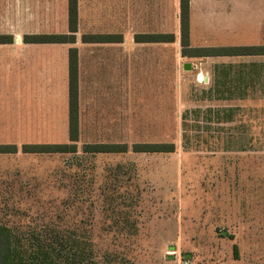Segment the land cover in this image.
Instances as JSON below:
<instances>
[{
  "label": "rangeland",
  "instance_id": "374dc122",
  "mask_svg": "<svg viewBox=\"0 0 264 264\" xmlns=\"http://www.w3.org/2000/svg\"><path fill=\"white\" fill-rule=\"evenodd\" d=\"M258 15L262 26L224 41L264 44ZM180 44L160 61L137 56L112 91L81 77L76 152L22 151L71 142L68 83L53 101L24 92L20 113L17 93H0V143L17 146L0 153V224L19 251L40 259L41 241L40 264H264V54L181 57ZM136 142L175 150L136 152Z\"/></svg>",
  "mask_w": 264,
  "mask_h": 264
},
{
  "label": "crops",
  "instance_id": "0c3cea01",
  "mask_svg": "<svg viewBox=\"0 0 264 264\" xmlns=\"http://www.w3.org/2000/svg\"><path fill=\"white\" fill-rule=\"evenodd\" d=\"M189 2L191 47L230 46L224 40L230 38L232 28L247 27L248 22L253 27L262 26L256 22L263 21L258 12L264 11V0ZM180 5L181 0H77V41L55 43L27 41L24 37L54 34L56 28L65 29L61 33L68 32L69 0H0V35L8 37L0 42V93H17L18 113L23 111L24 92H50L53 101L59 80L66 90L69 48L74 46L78 49L80 107L81 77H95V90L112 91L113 86H118L117 73L121 77L129 74L124 65L129 69L137 56L142 61H160L161 52L165 59L168 43H181ZM168 27L176 29L172 32L176 36L179 30L173 41L137 38L139 34H167ZM83 34H116L121 38L90 42L82 40ZM193 57L218 59L226 55Z\"/></svg>",
  "mask_w": 264,
  "mask_h": 264
},
{
  "label": "trees",
  "instance_id": "16d2710c",
  "mask_svg": "<svg viewBox=\"0 0 264 264\" xmlns=\"http://www.w3.org/2000/svg\"><path fill=\"white\" fill-rule=\"evenodd\" d=\"M181 44L183 54L189 56H211V55H261L264 54V44L260 45H230L214 47H191L190 46V2L181 0ZM69 27L66 33H54L49 35H26L27 41L55 42V43H75L78 31V7L77 0H69ZM10 37V36H9ZM8 38L0 35V42ZM83 41L108 42L121 38L116 34H83ZM138 40L142 41H173L175 35L167 34H139ZM68 108H69V138L71 142L64 143H24L22 151L29 153H67L76 152L78 140V115H79V83H78V49L69 48L68 55ZM132 149L136 152H172L175 144L172 142H136ZM87 152H123L127 150L126 143H90L84 148ZM17 146L14 143H0V153L16 152ZM21 240L13 233L10 227L0 224V264H40L49 260L47 251H44V244L41 246L40 259L36 254H23L17 246ZM63 245V244H62ZM55 251V248H52ZM234 251L238 253L237 245ZM61 259V258H59ZM51 262V261H50Z\"/></svg>",
  "mask_w": 264,
  "mask_h": 264
}]
</instances>
